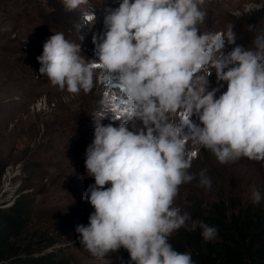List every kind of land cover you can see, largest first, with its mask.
Returning <instances> with one entry per match:
<instances>
[{
    "label": "clouds",
    "instance_id": "9594fccd",
    "mask_svg": "<svg viewBox=\"0 0 264 264\" xmlns=\"http://www.w3.org/2000/svg\"><path fill=\"white\" fill-rule=\"evenodd\" d=\"M204 2L120 0L106 10L103 37H93L98 63L62 32L54 33L37 57L39 72L70 94L91 91L98 64L106 78L117 77L132 116L143 124L131 131L128 120L104 125L95 115L94 139L85 152L87 175L95 183L83 195L94 212L75 231L97 259L123 247L133 264H194L190 253L169 243L173 232L191 220L174 206L179 186L196 178L188 172L195 156L186 152L189 136L221 164L241 158L264 161V30L252 39V47L237 45L224 54L220 34L199 31ZM87 3L63 0L67 11ZM251 9H264V3ZM224 37L235 44L232 25ZM207 49L212 54L206 55ZM212 69L217 81L227 83L218 98V89L207 91ZM201 71L207 74L197 75ZM183 107L194 109L202 126L182 135L166 114ZM206 172L199 173V186L210 190ZM252 198L259 203V191L253 190ZM197 223L206 242L217 237L218 229L203 221H193V230Z\"/></svg>",
    "mask_w": 264,
    "mask_h": 264
},
{
    "label": "rangeland",
    "instance_id": "374dc122",
    "mask_svg": "<svg viewBox=\"0 0 264 264\" xmlns=\"http://www.w3.org/2000/svg\"><path fill=\"white\" fill-rule=\"evenodd\" d=\"M119 3L88 0L67 11L63 0H0V204L13 202L16 197L27 202L31 218L19 242L29 244L33 251H52L55 264H126L127 250L123 247L97 259L80 244L75 231L78 225H87L94 212L83 198L95 181L87 175L86 150L82 148L94 139L96 116H102L104 125L118 126L121 120H128L131 131L142 129L143 124L132 116L117 77L106 78L102 67L95 68L90 92L70 94L50 84L39 72L37 60L44 43L62 32L66 39L81 44L82 55L98 63L93 37H103L106 10ZM262 3L264 0H205L201 10L206 15L199 31L220 34L224 54L237 45L252 47V39L264 30V9L252 10L251 5ZM229 25L233 26L235 44L224 37ZM249 25L255 30L249 31ZM205 54H212V50ZM213 89H218L217 98L227 90L226 82L217 81L214 69L207 91ZM166 116L182 135L202 126L195 110L187 107ZM185 147L186 152L196 153L188 169L196 178L179 186L174 206L191 216L188 225L198 222L196 202L204 209L220 196L228 201L231 195L253 200V190H257L264 203L263 161L241 158L221 164L191 136ZM204 169L211 179L210 190L199 186V173Z\"/></svg>",
    "mask_w": 264,
    "mask_h": 264
},
{
    "label": "trees",
    "instance_id": "16d2710c",
    "mask_svg": "<svg viewBox=\"0 0 264 264\" xmlns=\"http://www.w3.org/2000/svg\"><path fill=\"white\" fill-rule=\"evenodd\" d=\"M195 205L198 222L215 226L217 237L206 242L199 224L195 230L187 224L169 237L175 250L190 253L194 264H264L263 201L254 203L231 195L230 201L220 196L204 209ZM30 218L31 208L25 200L0 205V264H55L52 251H33L29 244L19 242ZM124 258L126 264H133L128 252Z\"/></svg>",
    "mask_w": 264,
    "mask_h": 264
},
{
    "label": "bare ground",
    "instance_id": "6f19581e",
    "mask_svg": "<svg viewBox=\"0 0 264 264\" xmlns=\"http://www.w3.org/2000/svg\"><path fill=\"white\" fill-rule=\"evenodd\" d=\"M252 6V5H251ZM17 171H18V168H17ZM15 175V174H14ZM12 202L10 203H7V204H4L3 206H9Z\"/></svg>",
    "mask_w": 264,
    "mask_h": 264
},
{
    "label": "snow or ice",
    "instance_id": "6c2138e0",
    "mask_svg": "<svg viewBox=\"0 0 264 264\" xmlns=\"http://www.w3.org/2000/svg\"><path fill=\"white\" fill-rule=\"evenodd\" d=\"M90 19V18H89ZM96 67H99V65L97 64V65H95ZM187 121L185 120V123H186ZM193 155H196V153H193Z\"/></svg>",
    "mask_w": 264,
    "mask_h": 264
},
{
    "label": "water",
    "instance_id": "95a60500",
    "mask_svg": "<svg viewBox=\"0 0 264 264\" xmlns=\"http://www.w3.org/2000/svg\"><path fill=\"white\" fill-rule=\"evenodd\" d=\"M87 147H83L82 150H86Z\"/></svg>",
    "mask_w": 264,
    "mask_h": 264
}]
</instances>
